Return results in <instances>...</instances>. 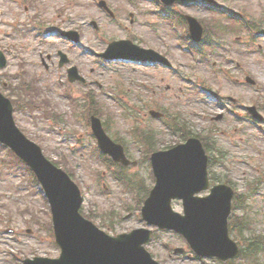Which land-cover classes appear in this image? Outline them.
<instances>
[{
	"label": "rangeland",
	"instance_id": "rangeland-1",
	"mask_svg": "<svg viewBox=\"0 0 264 264\" xmlns=\"http://www.w3.org/2000/svg\"><path fill=\"white\" fill-rule=\"evenodd\" d=\"M106 1L115 17L98 0H0V51L8 58L0 67V90L17 101V125L49 158L70 168L83 190V211L114 235L146 225L139 200L155 182L149 148L202 138L211 176L242 196L243 207L231 218L244 217L245 228L235 227L231 236L243 253L226 262L203 258L179 233L159 229L147 247L164 264H264V121L251 118L246 108L256 101L264 115V0H217L216 6L177 2L164 12L160 0ZM179 13L202 21L207 41L193 44ZM234 13L253 21L257 33L249 34ZM59 29H78L80 43L69 44ZM114 38L154 48L173 66L100 57ZM59 50L69 57L63 67ZM71 65L86 82L69 81ZM95 106L136 166L119 169L101 151L84 111L87 107L90 115ZM151 109L163 117L152 116ZM137 128L152 132V139H139ZM0 179V264L59 255L42 188L2 144ZM173 205L182 211L181 200ZM178 246L186 250L173 252Z\"/></svg>",
	"mask_w": 264,
	"mask_h": 264
},
{
	"label": "water",
	"instance_id": "water-1",
	"mask_svg": "<svg viewBox=\"0 0 264 264\" xmlns=\"http://www.w3.org/2000/svg\"><path fill=\"white\" fill-rule=\"evenodd\" d=\"M194 20L192 30L199 37L202 29ZM1 98L0 106L11 107ZM1 119L0 139L13 144L25 159L30 160L28 156L34 154L33 145L18 133L9 113L6 116L2 113ZM94 127L104 140L106 137L98 119H94ZM103 145L109 149L107 141L104 140ZM207 160L197 139L172 150L155 153L153 164L157 185L146 200L144 215L149 222L162 228H175L182 232L199 254L228 259L238 253V245L229 237L227 226L233 191L226 185H217L207 197L195 195L209 186ZM63 187L65 183L62 181L61 190ZM63 192L65 196L56 197L59 206L54 209L62 255L50 261L35 258L34 264H160L143 246L149 237V230L137 229L129 234L110 237L79 215L81 196L77 187L70 191L63 188ZM173 197L184 199L186 215L173 211Z\"/></svg>",
	"mask_w": 264,
	"mask_h": 264
}]
</instances>
